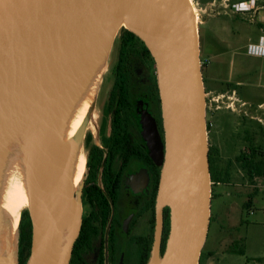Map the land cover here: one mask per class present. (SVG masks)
<instances>
[{
  "label": "water",
  "instance_id": "obj_1",
  "mask_svg": "<svg viewBox=\"0 0 264 264\" xmlns=\"http://www.w3.org/2000/svg\"><path fill=\"white\" fill-rule=\"evenodd\" d=\"M122 28L137 37L153 59L160 101L163 144L154 121L147 114L141 118L150 158L161 168L147 264H199L210 224L211 180L206 92L190 1L0 0V126L24 122L28 130L26 211L29 256L34 248L38 251L36 264H69L81 227L83 181L74 195V151L62 174L55 161L57 144L88 70L107 61ZM86 128L83 125L74 140L75 151ZM50 189L61 190L62 198L51 195ZM42 200L60 203L50 228L39 219ZM165 208L169 233L160 255ZM65 238L57 259L58 244ZM17 257L18 237L15 264Z\"/></svg>",
  "mask_w": 264,
  "mask_h": 264
},
{
  "label": "flooded vegetation",
  "instance_id": "obj_2",
  "mask_svg": "<svg viewBox=\"0 0 264 264\" xmlns=\"http://www.w3.org/2000/svg\"><path fill=\"white\" fill-rule=\"evenodd\" d=\"M138 64L142 65L139 62ZM207 65L205 77L211 69L209 62ZM141 68L144 71L143 80L136 78L131 71L123 91L119 93L116 91L119 89L115 87L118 77L115 71H112L113 81L104 98L102 123L95 138L90 135L84 143L82 154L85 174L81 193L80 227L82 230L77 243L74 242L69 264H147L150 258L154 233V205L161 168L149 156L148 145L142 135L140 112L132 100L138 87H141L145 100L142 107L153 119L162 144L163 133L156 124L157 104L152 94L151 75L144 66ZM220 74L219 72L216 80L219 81L218 88L209 84L208 81L212 79H204L205 83L211 86L215 110L224 109L239 115L255 108L264 110L263 105H255L256 102L253 104L251 98L247 99V91L241 82L234 79L228 67L222 77ZM220 87H223L222 93H219ZM125 89L128 90L129 103L122 107L124 105L120 94ZM219 96L225 99L224 102L221 101L225 105L223 108L218 105ZM122 114L125 115V122L118 123L117 119ZM107 120L109 128L106 132ZM94 127L95 124L88 129L92 130ZM138 175L143 178L142 186L131 181V178ZM164 234L163 225L160 254L161 248L163 251L165 248L166 241L162 247Z\"/></svg>",
  "mask_w": 264,
  "mask_h": 264
},
{
  "label": "rangeland",
  "instance_id": "obj_3",
  "mask_svg": "<svg viewBox=\"0 0 264 264\" xmlns=\"http://www.w3.org/2000/svg\"><path fill=\"white\" fill-rule=\"evenodd\" d=\"M213 1L215 3L211 4ZM241 1L245 0H227L228 7H225L223 0H197L198 6L195 7L198 21L197 27L200 48L199 59L201 73L202 76L204 75L203 83L206 92V125L208 128L207 139L208 145L215 148H217L216 145L218 140L221 141V151L218 149L220 167H225L226 165L230 167L226 160L232 159L239 154L240 148L236 144H238L237 137L240 135L241 131L240 125H238V116L240 115L236 112L231 113L230 111L224 109L215 110L212 102L213 92L210 88L211 86L208 85L207 82L205 83L204 79H212L208 81L209 84L218 88L219 84L217 83L219 81H216L218 74L219 72H222L223 69L225 71L229 60L232 56H234L236 68L234 79L239 80V68H249V75L244 77L247 79H244V81L249 83H247L246 87H243L247 91V99L250 100L251 98L253 104L254 102L261 103L264 107V57L250 55L247 51L249 45L257 44L259 35L264 36V30L263 33L258 31L259 23H257L254 16L235 14L233 9L230 8L232 4L239 3ZM256 3L258 6L262 7V12H264V0H256ZM115 41L107 59L106 71L100 84L95 103V127L92 130L86 128L81 145L83 150L84 143L87 138L91 137L90 135H93L95 138L98 127L102 123L103 107L105 104L104 98L107 96L109 86L113 81L112 71L117 62V46ZM206 62H209L211 67V69L207 71V77H205L204 74L208 66ZM131 71L136 78L143 80L144 71L138 62L134 63ZM241 79L242 78H240V80ZM244 81L242 84H244ZM140 88L138 87L135 89L132 100L136 104L137 110L140 112V122H142L141 118L143 115L147 114L150 118L151 116L142 107V105L145 104V100L143 99L142 90ZM220 88L219 93H222L223 87ZM221 101L224 102L225 99H222V97L219 96L218 105L223 108L225 105L221 103ZM217 112L218 115H220V123L216 122L215 116H217ZM216 123L218 130L220 131L218 140V135L215 134L217 133L215 132L217 131L215 128ZM108 128L109 124L107 120L106 132L108 131ZM261 128L264 129V124ZM261 143L264 148V133L263 136H261ZM131 181L138 186L143 185V178L140 175L131 178ZM262 181L264 183V180ZM213 187L214 185L211 183L212 193ZM224 190H226V188H223L222 186L219 187L218 192L222 194L221 197L218 198L217 201L211 200V209L213 210L214 208V210L212 214L210 213L211 220L206 239L212 238L214 240L213 246L216 248L220 259L223 256L226 257L225 255H221V250L224 248V242H227L231 238L241 240V242L233 248H242L245 255L243 257H226L227 260L231 259L237 264H257V262L264 260V189L263 192L258 191L256 195L251 197H248L244 192L240 194L237 192L236 195L228 197L224 194ZM248 198H251V204L250 201L248 202ZM217 202L218 205L215 204ZM229 207L236 212L233 217L234 221L236 223L241 221L237 230H233L230 233L228 231H220L219 228L221 226H226V223L222 219L218 220L217 216H215V211L223 212ZM24 212L26 214L24 215L23 223H26L29 222V218L27 211L24 210ZM227 260L222 259L219 264H226Z\"/></svg>",
  "mask_w": 264,
  "mask_h": 264
},
{
  "label": "bare ground",
  "instance_id": "obj_4",
  "mask_svg": "<svg viewBox=\"0 0 264 264\" xmlns=\"http://www.w3.org/2000/svg\"><path fill=\"white\" fill-rule=\"evenodd\" d=\"M197 21V13L195 12ZM121 27H125L122 23ZM106 60L92 66L82 82V90L72 104L71 110L64 119L59 136L56 154V166L62 174L68 163L71 151V185L74 195L77 194L85 174L82 147L74 150V140L83 125L92 128L95 124V103L106 71ZM28 130L24 122H12L0 126V151L2 171L0 174V264H15L18 225L21 214L28 206V184L30 178V159L27 148ZM162 180L167 172L162 170ZM51 195L62 198L63 192L50 189ZM60 203L42 200L38 215L41 223L50 228L54 225ZM58 244V255L66 241ZM39 253L34 248L27 264H36Z\"/></svg>",
  "mask_w": 264,
  "mask_h": 264
},
{
  "label": "crops",
  "instance_id": "obj_5",
  "mask_svg": "<svg viewBox=\"0 0 264 264\" xmlns=\"http://www.w3.org/2000/svg\"><path fill=\"white\" fill-rule=\"evenodd\" d=\"M258 5V4H257ZM262 8V7H261ZM260 8V10L258 11V14L264 15V12H262V9ZM252 16V15H251ZM256 20V17H254ZM259 32L263 33L260 30V25H259ZM262 35H259V37ZM258 37V39H259ZM235 59L234 56H232V58L229 60L228 62V69L231 70V74L232 76H234V73L236 72V68H235V63H234ZM226 67V68H227ZM249 68L248 69H243V68H239V73H238V77H239V82H243L244 81V77L246 75H249ZM220 77L223 76L224 74V69L222 70V72H220ZM240 78H242L240 80ZM247 80V79H245ZM247 83L249 82H245L244 84H242L243 87H246ZM255 105H262L260 103H255ZM264 108V107H263ZM238 125H240L241 131H240V135L237 137V143L236 144L239 148V154H237L234 158L232 159H228L226 160L229 165H230V171H229V175H228V180L224 183L221 184H215L213 187V200L217 201L218 198L221 197V193L218 192L219 187H223L226 188V190H224V194L228 197H231L232 195H236L237 192L242 193H246V195L248 197L254 196L257 194L258 191L263 192L264 189V183H263V179L257 175H253L254 178H252V176L250 175H246L245 171L242 170L240 168V164L236 162V159L238 158L239 155H242L245 159H250L251 158V151L252 150H264V148L262 147V143H261V136H263L264 133V129H262V125L264 124V110L263 111H259L258 108H255L253 110H251L250 112H245L243 114H241L240 116H238ZM217 123L220 119V115L215 116ZM217 133H215L216 135H218L217 140L219 139V134L220 131L218 130V127H216ZM224 138L226 139V137L224 136ZM224 141V139H223ZM217 149H219L221 151L222 145H221V141L218 140V143L216 145ZM261 158L255 156L254 157V173L257 174V169H259L260 171V163H261ZM248 163V162H247ZM233 165V166H231ZM261 180V182H260ZM215 190V191H214ZM212 200V201H213ZM250 201L251 204V198H248V202ZM216 205H218V202L215 203ZM214 210V208H213ZM213 210H210V213L212 214ZM235 210H232L230 207L226 210L222 211H215V216H217V219H222L226 224V226H221L219 229L220 231H228L229 233L233 230H237V227L240 226L241 221H239L238 223H236L233 219L234 215H235ZM241 242V240H237L234 238L229 239L227 242H224V248L221 250V255H225L227 258H229L230 256H236V257H243L245 254L244 250H242V248H232L233 246H237L238 243ZM214 240L211 239H206L203 248H202V253L205 256V260L203 262V264H219V262L223 259V260H227L226 257H222L220 259V256L216 250V248L213 246ZM232 251V252H231ZM242 252L243 255H239L237 253ZM257 260V259H256ZM258 261V260H257ZM226 264H237L236 262H234L231 259H228ZM257 264H264V260H262L261 262H257Z\"/></svg>",
  "mask_w": 264,
  "mask_h": 264
},
{
  "label": "trees",
  "instance_id": "obj_6",
  "mask_svg": "<svg viewBox=\"0 0 264 264\" xmlns=\"http://www.w3.org/2000/svg\"><path fill=\"white\" fill-rule=\"evenodd\" d=\"M115 42L117 46V63L115 64L113 70L115 71V75L118 77L115 82V87L116 89H119L116 91L118 93L123 91V88L127 83V78L131 76V68L133 67L134 63L135 62L141 63L142 64L141 67L144 66L152 78L151 79L153 86L152 94L153 97H155V101L157 104L156 124L157 127L159 128V131L162 133V121H161V113L159 108L160 102H159L157 86H156V76H155L153 59L151 58L144 44L132 33H130L125 29L120 30L119 35L117 36ZM127 92L128 90L125 89V91L122 94H120L122 95L121 99L124 105L122 107H126L127 105L125 104L129 103ZM125 119H126L125 115L122 114V116L120 115L119 118L117 119V122L124 123ZM255 156L260 157L262 159L260 163V171L259 169H257V174L254 173ZM219 162L220 161H219L218 149L209 146L208 164H209L210 180L213 185L217 183L221 184L228 180L230 168L228 165H226L225 167H220ZM236 162L240 164V168L244 170L246 175H249V177L251 175L252 178H254L253 175H257L264 180V150H252L250 159H245L242 155H239L238 158L236 159ZM211 200H213L212 192H211ZM25 214L26 213L23 211L21 214L20 225H19L18 264H25V263L27 264L29 260L28 257L31 247V224H30V220L29 222L23 223V218ZM163 225L165 229V234L163 238L162 247H164V241H166L169 233V210L167 208L163 210ZM81 230L82 228L80 229L79 236L75 243H77L79 237L81 236ZM162 253H163V248H161V254ZM237 254L243 255L242 252H239ZM204 260H205V256L201 252L199 264H203Z\"/></svg>",
  "mask_w": 264,
  "mask_h": 264
},
{
  "label": "built area",
  "instance_id": "obj_7",
  "mask_svg": "<svg viewBox=\"0 0 264 264\" xmlns=\"http://www.w3.org/2000/svg\"><path fill=\"white\" fill-rule=\"evenodd\" d=\"M194 11H196V6H198L197 4V0H189ZM224 4H225V7H228L227 6V0H223ZM215 2L213 1L211 4H214ZM240 4H248V9L247 10H243V11H237L236 8L234 6L236 5H240ZM231 9H233V11L235 12V14H240V15H249V16H254L256 17V21L257 23H259L260 25V30L263 32L264 30V15H261V14H258V11L260 10V6L257 5L256 3V0H255V3L253 4L252 3V0H245V1H241L239 3H234L230 6ZM264 37V36H260L258 41H257V44H251V45H259L260 43V39ZM247 51H248V54H249V46L247 48ZM253 56H257V55H253ZM257 57H264V55H259ZM214 100V99H213ZM216 101V100H215Z\"/></svg>",
  "mask_w": 264,
  "mask_h": 264
},
{
  "label": "clouds",
  "instance_id": "obj_8",
  "mask_svg": "<svg viewBox=\"0 0 264 264\" xmlns=\"http://www.w3.org/2000/svg\"><path fill=\"white\" fill-rule=\"evenodd\" d=\"M252 3H255V0H252ZM237 11H243L248 9V4H240L234 6ZM249 54L250 55H264V37L260 39L259 45H249Z\"/></svg>",
  "mask_w": 264,
  "mask_h": 264
}]
</instances>
